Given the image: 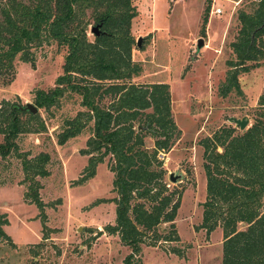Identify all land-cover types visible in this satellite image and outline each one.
Segmentation results:
<instances>
[{"label": "trees", "instance_id": "obj_1", "mask_svg": "<svg viewBox=\"0 0 264 264\" xmlns=\"http://www.w3.org/2000/svg\"><path fill=\"white\" fill-rule=\"evenodd\" d=\"M210 2L205 0L206 10ZM249 9L236 16L239 29L229 45L234 58L226 62L228 71L220 87L223 95L237 92V76L264 60V0ZM86 14L93 22L90 29L97 28L91 41L84 33ZM135 16L130 0H0L3 84L12 80L15 58L33 66L31 49L51 42L65 49L61 74L51 89L35 91L33 106L48 110L57 106L65 93L80 98L83 111L62 122L55 141L61 146L90 124V136L81 150L87 156L85 179L108 159L114 224L103 230L116 234L129 248L123 264L139 254L141 245L178 241L173 226L178 197L167 192L156 155L171 148L179 131L171 118L166 84L129 83L140 73L139 65L130 59V23ZM256 105L255 119L244 131L222 127L200 141L205 200L199 227L206 234L220 228V264H264V86ZM23 107L7 102L0 105V160L11 154L20 160L25 184L22 199L33 204L40 215L41 185L36 178L49 175V156L39 153L27 159L18 152L15 139L28 130L19 116L36 118V113ZM146 137L152 139L151 148L144 145ZM6 224L0 215V237L8 242L1 229ZM163 224L169 232L161 236L156 230Z\"/></svg>", "mask_w": 264, "mask_h": 264}, {"label": "rangeland", "instance_id": "obj_2", "mask_svg": "<svg viewBox=\"0 0 264 264\" xmlns=\"http://www.w3.org/2000/svg\"><path fill=\"white\" fill-rule=\"evenodd\" d=\"M257 2L211 0L206 10L205 0H130L136 11L130 23V59L139 65L140 73L129 83L168 86L170 114L179 136L167 152L156 155L167 192L178 197L173 220L178 241L141 245L129 264H220V228L206 234L199 227L205 200L200 141L222 127L240 133L255 119L256 102L264 86V60L237 76V92L223 95L220 87L228 71L226 62L234 58L229 45L239 29L237 13L249 11ZM83 22L88 23L84 33L91 41L93 22L87 14ZM138 38L141 41L136 47ZM198 39L202 40L199 49ZM30 52L33 66L15 58L12 80L9 84L0 80V105H34L35 91L51 89L61 74L63 47L51 42ZM79 102L77 95L65 93L57 106L37 109L35 119L19 116L28 130L15 139L18 152L27 159L46 153L49 175L36 178L41 185L40 216L33 204L22 199L25 184L20 160L13 154L0 160V215L7 221L1 229L10 239L7 242L0 237V264H123L130 252L116 234L103 230L114 224L108 159L85 179L87 156L81 150L90 136V124L79 136L61 146L56 144L62 122L83 111ZM229 119H244L247 124L239 130ZM144 145L151 148L152 139L146 137ZM169 174L173 183L168 181ZM156 231L162 236L169 229L163 224Z\"/></svg>", "mask_w": 264, "mask_h": 264}, {"label": "water", "instance_id": "obj_3", "mask_svg": "<svg viewBox=\"0 0 264 264\" xmlns=\"http://www.w3.org/2000/svg\"><path fill=\"white\" fill-rule=\"evenodd\" d=\"M90 33H92V35L96 36L97 35V28L92 27L90 29ZM140 41H141L140 38H138L136 40V42H135L136 47H139ZM200 47H202V40L198 39L196 42V48L199 49ZM23 109L26 110L27 112H29L30 114H35L37 112V109L31 104H25ZM228 122L233 123L236 127H238L239 130H243L247 124V120H244V119H240V120L229 119ZM168 181H170L172 183L175 181L171 174L168 175Z\"/></svg>", "mask_w": 264, "mask_h": 264}, {"label": "built area", "instance_id": "obj_4", "mask_svg": "<svg viewBox=\"0 0 264 264\" xmlns=\"http://www.w3.org/2000/svg\"><path fill=\"white\" fill-rule=\"evenodd\" d=\"M219 12H220V11H219L218 9L215 10V13H216V14H219Z\"/></svg>", "mask_w": 264, "mask_h": 264}]
</instances>
